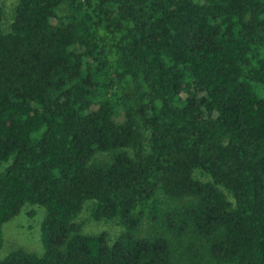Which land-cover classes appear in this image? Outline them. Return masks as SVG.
Returning <instances> with one entry per match:
<instances>
[{
  "label": "trees",
  "instance_id": "16d2710c",
  "mask_svg": "<svg viewBox=\"0 0 264 264\" xmlns=\"http://www.w3.org/2000/svg\"><path fill=\"white\" fill-rule=\"evenodd\" d=\"M0 3V264H264V0ZM93 220L121 231L84 233ZM143 224V225H142ZM0 231V245H1Z\"/></svg>",
  "mask_w": 264,
  "mask_h": 264
},
{
  "label": "rangeland",
  "instance_id": "374dc122",
  "mask_svg": "<svg viewBox=\"0 0 264 264\" xmlns=\"http://www.w3.org/2000/svg\"><path fill=\"white\" fill-rule=\"evenodd\" d=\"M3 6L4 17L2 25L9 20L11 7L14 0H0ZM6 162H0V169ZM45 211L42 206L36 204L25 203L22 205L18 213L1 224V245L0 257L10 250L21 247L27 251L40 253L42 251V243L40 240V221ZM76 220L82 223L81 230L84 233H97L105 231L107 240L111 241L121 231V227L113 220H93L88 215L87 205L85 204L76 216ZM143 225V224H142Z\"/></svg>",
  "mask_w": 264,
  "mask_h": 264
}]
</instances>
